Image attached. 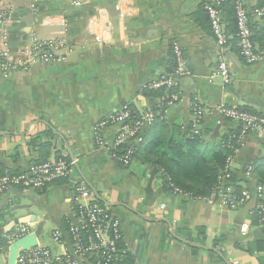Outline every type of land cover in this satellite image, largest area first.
Here are the masks:
<instances>
[{
  "label": "crops",
  "instance_id": "1",
  "mask_svg": "<svg viewBox=\"0 0 264 264\" xmlns=\"http://www.w3.org/2000/svg\"><path fill=\"white\" fill-rule=\"evenodd\" d=\"M211 1L0 0V11L8 9L5 29L16 68L5 78L0 74V167L25 172L40 161L42 144L48 146L47 161H76L68 184L0 196L1 232L32 216L42 218L43 226L50 221L61 228L71 207L70 189L82 183L119 222L122 264L264 263V226L252 215L259 183L254 173L250 179L242 173L249 165L264 166L263 134L250 131L241 139V130L236 134L240 145L229 167L251 199L235 209L221 198L192 199L171 190L162 172L141 155L125 166L95 145V125L125 106L137 114L154 113L186 136L190 106L198 104L205 112L206 149L238 129L218 114L219 104L264 116V59L245 62L230 24L223 23L226 43H217L203 13ZM239 1L250 13L264 5V0ZM250 27L252 36L264 39V17L250 14ZM174 44L187 65V75L178 80ZM221 62L231 77L227 84L213 77ZM160 79L179 84L174 92L179 102L166 109L167 94L150 93L149 85ZM147 128L142 143L162 134L159 124ZM113 130L104 131L107 139ZM27 224L36 229L39 223ZM244 224L249 228L242 232Z\"/></svg>",
  "mask_w": 264,
  "mask_h": 264
},
{
  "label": "built area",
  "instance_id": "2",
  "mask_svg": "<svg viewBox=\"0 0 264 264\" xmlns=\"http://www.w3.org/2000/svg\"><path fill=\"white\" fill-rule=\"evenodd\" d=\"M227 0H212L206 4L204 9L207 13L212 33L219 45L226 43L227 36L223 31V22L220 14V6ZM250 14L256 18L264 17V5L255 8L252 13L245 5L237 0L235 2L236 16V44L240 56L248 64H254L264 59V49L259 50L252 41V31L250 27ZM8 9L0 11V74L3 78L9 76L16 70L10 59L8 48V38L6 33V22ZM100 41L98 37H95ZM176 58L177 78L187 75V65L182 56V51L177 44L172 47ZM225 84L230 82V74L225 62H221L217 73ZM169 80L160 79L149 85L150 89H160L169 86ZM180 97L176 93L167 94L164 98L163 108L166 109L178 103ZM218 114L240 127L241 136L250 131H258L264 136V116L249 113L230 107L226 104H219ZM191 111V132L201 136V126L205 112L201 106L192 103ZM133 112L128 106L123 107L119 112L99 121L94 129L95 145L98 149H105L113 154L117 160L125 166L132 162L134 144L142 141V130L155 121L156 114L146 112L132 115ZM113 130L112 139H107L104 131ZM240 142V141H239ZM129 146L123 155L117 156L114 151L121 146ZM232 158L227 159V165L219 176L218 183L212 196L207 200L215 201L221 198L230 207L243 206L247 204L251 195L247 190H241L239 195H234L233 184H225L231 178L230 163ZM75 160L66 161L64 159L49 160L41 164H32L28 170L22 173H11L0 175V196L12 189L40 190L50 186L60 179H68L72 173ZM254 167L249 165L244 169L246 179L253 175ZM177 191V190H176ZM257 202L252 211V215L257 218V223L264 226V185L256 187ZM70 211L64 216L66 228L57 226L50 232V237L39 239L37 245L27 250L19 249L14 264H122L124 252L121 250V231L119 222L115 219L110 210L99 203L92 192L82 183H78L70 189ZM249 228L248 224L242 226V232ZM35 227L30 224L15 225L8 232L2 231L4 245L0 246V255L8 259L9 248L20 239L34 233ZM58 248L62 254L58 255L53 249Z\"/></svg>",
  "mask_w": 264,
  "mask_h": 264
},
{
  "label": "trees",
  "instance_id": "3",
  "mask_svg": "<svg viewBox=\"0 0 264 264\" xmlns=\"http://www.w3.org/2000/svg\"><path fill=\"white\" fill-rule=\"evenodd\" d=\"M236 1L237 0H227L219 8L222 22L230 24L231 32L234 36L236 34ZM203 13H205V10H203ZM224 33L227 35L226 32ZM252 41L259 50L264 49V39L258 40L252 36ZM176 80H178L177 77ZM176 82V84H172L167 88L150 90V93L156 97L174 93L179 85L178 81ZM131 111L133 112V116L138 115L136 111L132 109ZM156 124H159L162 134L156 136L152 142L146 144L142 143V141L138 144H134L132 141L131 144L134 148L132 160L138 155L143 156L145 163L150 164L162 172L171 190L176 188L180 190L183 195L192 199H209L215 190L221 172L227 165V159L233 156L235 151L239 148L240 142L239 139L236 138V134L240 130V127L238 126L235 134L225 138L217 147L206 149L202 139V130L204 132V128L201 129V136L194 135L191 132L190 122L188 124V134L183 136L179 126L164 124V122L159 120L158 115H156L154 123L148 126V128ZM39 147L42 148L40 152L41 159L36 164L47 162L48 149L46 147L48 146L42 144ZM128 147L129 146L126 145L121 146L114 151V154L121 156ZM64 160L70 161L69 159ZM5 173L12 172H5L0 167V175ZM253 173L257 182L260 185H264V166H256L253 169ZM67 181L68 179H60L53 182L51 185H65L68 184ZM231 182L233 185H236L238 180L233 176ZM44 189H46V187L40 190ZM235 192H239V187H236ZM64 216L65 215H63L61 219V229L66 228ZM255 219L257 221L256 217ZM3 225L4 224L0 223V246L4 245V240L1 237Z\"/></svg>",
  "mask_w": 264,
  "mask_h": 264
},
{
  "label": "water",
  "instance_id": "4",
  "mask_svg": "<svg viewBox=\"0 0 264 264\" xmlns=\"http://www.w3.org/2000/svg\"><path fill=\"white\" fill-rule=\"evenodd\" d=\"M99 199V198H98ZM42 218L38 217H31L29 220H14L12 223H10L5 229H3V232H8L11 230V228L18 224H27V223H33L37 222L38 228L35 229L34 233L20 239L19 241L15 242L10 248L8 252V264H14L15 259L18 255V250L23 249L27 250L29 248H32L37 245V241L39 239H42V228H43V222Z\"/></svg>",
  "mask_w": 264,
  "mask_h": 264
},
{
  "label": "rangeland",
  "instance_id": "5",
  "mask_svg": "<svg viewBox=\"0 0 264 264\" xmlns=\"http://www.w3.org/2000/svg\"><path fill=\"white\" fill-rule=\"evenodd\" d=\"M245 169V168H244ZM231 173V178L233 177V173H232V171L230 172ZM242 173L244 174L243 176H244V178L246 177L245 176V173H244V171H242ZM231 178H229L228 180H226V182H225V184H231L232 185V182H231ZM234 187H235V190H236V187H239L238 186V183L236 184V185H233ZM27 190H29V189H27ZM241 192V190H239V192L237 193V192H234L233 194L234 195H239V193ZM240 207V206H239ZM239 207H235V208H239ZM235 208H233V209H235ZM21 213H23V211H17V214H21ZM35 213H37L38 215H42V211H40L39 209H36L35 210ZM54 226H53V224L50 222V221H47L45 224H44V226H43V228H42V232H43V234H44V236L46 237V238H49L50 237V231L52 230V228H53ZM0 264H4V261H3V257H2V255H0Z\"/></svg>",
  "mask_w": 264,
  "mask_h": 264
}]
</instances>
